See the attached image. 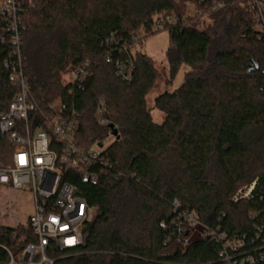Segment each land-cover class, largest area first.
Here are the masks:
<instances>
[{
  "label": "trees",
  "instance_id": "trees-1",
  "mask_svg": "<svg viewBox=\"0 0 264 264\" xmlns=\"http://www.w3.org/2000/svg\"><path fill=\"white\" fill-rule=\"evenodd\" d=\"M24 1L23 69L39 107L76 113L83 146L106 144L110 124L119 132L104 150L114 165L106 173L95 181L64 174L96 212L78 246L48 254L61 264H225L224 242L243 239L237 260L264 264V32L254 14L238 0L215 12L213 0ZM204 13L211 23L202 29ZM169 14L170 80L189 69L155 98L165 114L157 123L146 97L160 72L131 46ZM13 59L12 46L0 43V110L19 91L4 64ZM117 59L133 62L130 80L117 74ZM99 101L108 125L95 117ZM13 150L0 132L1 166ZM251 185L248 197L239 194ZM190 214L197 224L187 234ZM13 230L24 228L0 226V242L13 246Z\"/></svg>",
  "mask_w": 264,
  "mask_h": 264
},
{
  "label": "built area",
  "instance_id": "built-area-1",
  "mask_svg": "<svg viewBox=\"0 0 264 264\" xmlns=\"http://www.w3.org/2000/svg\"><path fill=\"white\" fill-rule=\"evenodd\" d=\"M238 2L254 14L257 28L264 32V1ZM24 5V0L0 2V43L12 46L14 58L5 60L4 64L11 70L19 88L7 109L0 110V132L14 146L10 163L0 165V186L27 187L33 193L35 208L24 224L14 227H23L24 230L20 236L17 230H13V246L0 242V250L8 258L6 262L0 261V264H61L56 257L48 254L49 248L78 246L83 240V228L93 220L96 212L95 207L78 194L76 185L64 180V174H79L86 180L95 181L114 165L104 155L107 144L102 147L98 145L100 142L90 146L79 144L77 135L80 124L76 113L50 114L42 110L33 98L23 69ZM227 6L226 0H213L209 10L215 12ZM175 22L172 14L162 16L156 20L152 31L165 30ZM123 49L128 50L129 47L123 45ZM131 50L135 51L136 45L131 46ZM106 60L109 63L113 61L110 56ZM114 64L123 80L132 78L134 65L131 60L117 59ZM59 108L54 107L55 110ZM105 109V104L99 101L95 117L101 125H108L103 118ZM109 135L116 139L110 131ZM253 187L251 185L247 190H240L239 194L248 197ZM188 220L191 228L197 224L193 214L188 216ZM244 242L243 239L224 242L222 255L225 264L255 263L252 255L237 260L235 252ZM261 258H264V253H261Z\"/></svg>",
  "mask_w": 264,
  "mask_h": 264
},
{
  "label": "rangeland",
  "instance_id": "rangeland-1",
  "mask_svg": "<svg viewBox=\"0 0 264 264\" xmlns=\"http://www.w3.org/2000/svg\"><path fill=\"white\" fill-rule=\"evenodd\" d=\"M190 13H193V11L190 10ZM196 21H201L199 26L202 29L206 28L211 23V20L207 18L205 13L199 19L197 18ZM140 32H142V36L143 31L141 30L138 33ZM169 46L170 35L167 30L157 31L144 39L141 44H136L137 50H141L155 60V65L160 72L155 87L146 97L147 106L151 110L154 121L157 123H162L164 121L165 114L154 107L155 98L165 91H172L179 87L183 82L185 71L189 69L187 66H184L175 80H170L169 64L167 60V50ZM70 78H72L71 75H65L63 77L64 82L69 81ZM54 107L56 109L60 107L58 101L55 102ZM112 141H114V138L109 136L106 140V144L108 145ZM34 208V196L27 187L15 188L7 185L0 186V226L15 227L18 224H24L27 218L34 212ZM191 226H194V224ZM185 232L191 234L192 228L189 226L186 227Z\"/></svg>",
  "mask_w": 264,
  "mask_h": 264
},
{
  "label": "water",
  "instance_id": "water-1",
  "mask_svg": "<svg viewBox=\"0 0 264 264\" xmlns=\"http://www.w3.org/2000/svg\"><path fill=\"white\" fill-rule=\"evenodd\" d=\"M109 128H110V134L113 135V136H115L116 138H118L119 137V132H118V129H117L116 125L110 124L109 125ZM98 145L100 147H102L103 146V143H99Z\"/></svg>",
  "mask_w": 264,
  "mask_h": 264
}]
</instances>
